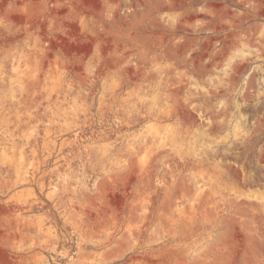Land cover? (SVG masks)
<instances>
[{
	"label": "rangeland",
	"instance_id": "1",
	"mask_svg": "<svg viewBox=\"0 0 264 264\" xmlns=\"http://www.w3.org/2000/svg\"><path fill=\"white\" fill-rule=\"evenodd\" d=\"M0 264H264V0H0Z\"/></svg>",
	"mask_w": 264,
	"mask_h": 264
}]
</instances>
